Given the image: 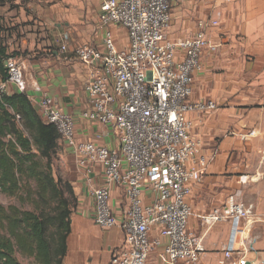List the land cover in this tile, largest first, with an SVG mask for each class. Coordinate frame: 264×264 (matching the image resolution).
<instances>
[{
  "label": "crops",
  "instance_id": "crops-1",
  "mask_svg": "<svg viewBox=\"0 0 264 264\" xmlns=\"http://www.w3.org/2000/svg\"><path fill=\"white\" fill-rule=\"evenodd\" d=\"M102 2L5 0L0 8L5 22L2 38L8 52L16 51L24 60V77L35 107L42 97H52L74 118L80 141L118 148L119 138L111 126L82 117L88 109V70L75 48L81 43L103 47ZM172 12L168 36L175 41L193 36L200 20L218 22L207 31L203 69L195 75L190 98L212 100L217 108L187 113L191 134L208 160L190 196L189 232L203 245L195 264H220L231 242L241 249L252 245L255 251L247 254L249 264H260L264 259V0H172ZM65 33L70 34L67 51L61 49ZM60 164L78 197L64 264H108L123 245L124 234L119 226L104 229L94 220L91 190L105 185L103 166L87 174L64 142ZM110 189L115 213L121 218L128 208L125 191L114 184ZM232 197L251 212L234 237L232 219L206 220L215 210L223 215ZM158 249L148 264H164Z\"/></svg>",
  "mask_w": 264,
  "mask_h": 264
},
{
  "label": "built area",
  "instance_id": "built-area-1",
  "mask_svg": "<svg viewBox=\"0 0 264 264\" xmlns=\"http://www.w3.org/2000/svg\"><path fill=\"white\" fill-rule=\"evenodd\" d=\"M172 19V0H103L99 13L105 29L103 47L81 43L75 48L88 70V109L82 117L111 126L119 138L118 148L80 141L74 118L54 98L36 101L43 121L56 127L87 174L103 166L105 185L91 190L94 220L104 229L119 226L124 234L123 245L108 264H148L157 247L164 264H195L203 252L202 242L189 232L190 196L208 160L191 134L187 113L217 108L212 100L190 98L195 75L203 69L207 31L218 22L200 20L193 36L175 41L168 36ZM110 24L128 30V46L120 48L114 42ZM63 40L61 49L67 51L70 34L65 33ZM10 54L8 78L0 83V92L15 87L31 100L24 60L16 51ZM111 184L123 188L128 201L121 218L111 202ZM250 213L232 197L223 215L215 210L206 220L232 219L234 237ZM251 251H255L252 245L241 249L231 242L220 264H249Z\"/></svg>",
  "mask_w": 264,
  "mask_h": 264
},
{
  "label": "trees",
  "instance_id": "trees-1",
  "mask_svg": "<svg viewBox=\"0 0 264 264\" xmlns=\"http://www.w3.org/2000/svg\"><path fill=\"white\" fill-rule=\"evenodd\" d=\"M4 31L0 15V83L11 55ZM62 142L26 93L0 92V193L19 202H0V264H22L18 253L38 264H64L78 197L72 182L54 172Z\"/></svg>",
  "mask_w": 264,
  "mask_h": 264
},
{
  "label": "rangeland",
  "instance_id": "rangeland-1",
  "mask_svg": "<svg viewBox=\"0 0 264 264\" xmlns=\"http://www.w3.org/2000/svg\"><path fill=\"white\" fill-rule=\"evenodd\" d=\"M62 7H63V5H62ZM100 9H101V4L99 7V10ZM109 29L112 32L114 42L116 44H118L120 46V48L128 46L129 36H128V30L125 27H120L119 25H116V24H110ZM7 138H10V137H7ZM54 172L56 175H58V176L60 175L63 178H65L63 176L61 164H60V152H59L58 160L55 161ZM0 202H2L5 206H9L10 204H16V205L19 204V202L14 197H8L2 193H0ZM17 257L22 264H38L35 261V259L32 257H25V256L21 255L20 253L17 254Z\"/></svg>",
  "mask_w": 264,
  "mask_h": 264
}]
</instances>
